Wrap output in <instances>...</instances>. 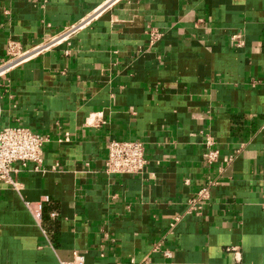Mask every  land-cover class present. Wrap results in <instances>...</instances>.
Instances as JSON below:
<instances>
[{"label":"crops","instance_id":"crops-1","mask_svg":"<svg viewBox=\"0 0 264 264\" xmlns=\"http://www.w3.org/2000/svg\"><path fill=\"white\" fill-rule=\"evenodd\" d=\"M76 24L0 80V131L51 140L0 183V264H264V0H0V64ZM113 140L142 175L106 173Z\"/></svg>","mask_w":264,"mask_h":264},{"label":"built area","instance_id":"built-area-1","mask_svg":"<svg viewBox=\"0 0 264 264\" xmlns=\"http://www.w3.org/2000/svg\"><path fill=\"white\" fill-rule=\"evenodd\" d=\"M46 2L47 0H42ZM82 24L74 25L71 29L57 35L50 41H44L40 46L30 50L24 49L18 41L10 40L7 47V59L0 64V80L6 77L10 71L40 57L52 48L67 42L72 35L82 29ZM151 40L158 41L161 34L153 32L150 34ZM1 97H0V117H1ZM51 140L42 134L35 133L25 127L5 128L0 131V183L18 188L15 176L20 173V168L33 165L35 171H40L43 165L44 147ZM208 151L205 154L206 164L215 165L219 158V151L215 148L212 140L207 141ZM107 162L105 170L109 175H142L148 165L147 151L145 143L137 140H113L108 145ZM217 183L210 181L205 184L196 194L189 211L201 213L203 206L208 204L211 198V190ZM157 249V247L155 248ZM165 257H170L169 252L164 253ZM77 264V263H68ZM78 264H83L80 261Z\"/></svg>","mask_w":264,"mask_h":264}]
</instances>
